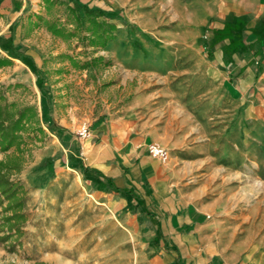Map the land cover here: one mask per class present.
I'll list each match as a JSON object with an SVG mask.
<instances>
[{"label": "crops", "instance_id": "crops-1", "mask_svg": "<svg viewBox=\"0 0 264 264\" xmlns=\"http://www.w3.org/2000/svg\"><path fill=\"white\" fill-rule=\"evenodd\" d=\"M156 1L0 0V50L35 81L42 127L68 169L121 207L139 243L138 264H264V0H177L179 16L191 12L225 105L213 89L189 85L192 75L173 73L172 48L156 36L162 31L136 25L154 15ZM85 9L115 25L105 44L92 42ZM126 18L135 24L124 25ZM75 20L91 43L76 49H104L121 69L105 82L100 108L86 113L58 87L71 76L63 71L69 61L56 58V71H46L45 53L79 35ZM37 34L35 46L27 42ZM49 41L56 48L45 52ZM39 81L52 89L39 90ZM85 117L90 133L80 140ZM151 142L167 149L166 161L148 153Z\"/></svg>", "mask_w": 264, "mask_h": 264}, {"label": "rangeland", "instance_id": "rangeland-1", "mask_svg": "<svg viewBox=\"0 0 264 264\" xmlns=\"http://www.w3.org/2000/svg\"><path fill=\"white\" fill-rule=\"evenodd\" d=\"M180 7L177 0H157L154 15L138 19L136 25L162 31L156 36L159 41L168 42V47L172 48L173 73L192 75L188 79L189 85L194 89H213L218 93L219 104L225 105L226 99L216 87V74L200 51L191 12L188 10L186 17H181ZM132 21L134 19L126 18L123 24H135ZM73 24L79 35L72 40L69 38L67 48L63 51L52 56L45 53V59L51 62L46 71L53 74L56 69L52 65L60 60L69 61L70 69L63 71L71 76L58 87L68 91L72 104H84L85 109L81 111L86 113L90 106H94V111L100 108V94L105 82L120 73L121 69L117 63L115 67H108L116 62L110 52L101 53L91 48L77 50L78 44H86L82 35L84 22L75 20ZM37 36L42 38L37 34L27 42L35 46L39 42ZM75 40L78 43L73 47L71 44ZM89 44L87 42L85 47ZM46 46L45 52L56 48L54 41L47 42ZM68 49L71 52L68 53ZM0 54L6 56L1 50ZM12 63L11 59V63L0 67V89L6 100L14 104L17 112L33 107L35 113H26L23 119V128L19 132L20 154L15 147L5 152L0 149V160L8 153H18L21 157L20 170L12 172L10 177L22 187L19 194L23 199L22 211L26 218L21 223L19 236L12 230L10 238L0 240V264H138L139 243L121 207L111 196L89 185L81 172L78 175L68 169L66 162L62 161L63 148L56 139L51 140V136L42 127L37 111L35 81L22 75V69L14 70ZM84 67L88 70L82 75ZM17 75H21V78ZM197 75L201 78L195 77ZM138 77L142 79L144 76ZM37 86L43 92L52 89L47 84L41 87V81ZM88 119L85 117L83 122H88ZM7 203L8 200L3 198L0 211ZM4 231L7 230L1 231L0 235Z\"/></svg>", "mask_w": 264, "mask_h": 264}, {"label": "trees", "instance_id": "trees-1", "mask_svg": "<svg viewBox=\"0 0 264 264\" xmlns=\"http://www.w3.org/2000/svg\"><path fill=\"white\" fill-rule=\"evenodd\" d=\"M80 8V5L74 4L70 11L77 17V12ZM85 14L89 18V29L94 33L95 40H92V42L105 44L111 36L110 32L115 28V25L105 21H98V16L103 13L97 9H85ZM47 27L55 35L63 33L62 28L54 22L49 23ZM106 32L107 34H105ZM9 63H11V59L0 54V67ZM26 113L33 115L35 111L33 107H28L17 112L14 104L6 100L3 91L0 89V149L2 151L5 152L9 148L15 147L18 153L20 152L21 135L19 132L23 128V119ZM18 153H8L3 160H0V203H2L3 198L8 200V203L0 211L2 218L0 232L7 230L0 235L1 241H6L10 238L13 234L11 233L12 230L19 236L21 223L26 219L22 211L23 199L19 194L22 187L18 181L10 177L12 172H17L21 168V157L20 153ZM37 264L45 263L39 262Z\"/></svg>", "mask_w": 264, "mask_h": 264}, {"label": "built area", "instance_id": "built-area-1", "mask_svg": "<svg viewBox=\"0 0 264 264\" xmlns=\"http://www.w3.org/2000/svg\"><path fill=\"white\" fill-rule=\"evenodd\" d=\"M97 50H100L99 52H101V53L104 52V49H97ZM97 50H95V51H97ZM103 55H101V56H103ZM111 65L109 64V66H111ZM84 69H86V71L88 70L85 67H84ZM89 133H90L89 123L83 122L80 125L79 130H78V136H79L80 140L86 139L89 136ZM147 150H148V153L152 157L158 158L161 161H166V159L168 157L167 149L165 147H163L162 145H160L159 143H156V142L149 143L147 145Z\"/></svg>", "mask_w": 264, "mask_h": 264}]
</instances>
